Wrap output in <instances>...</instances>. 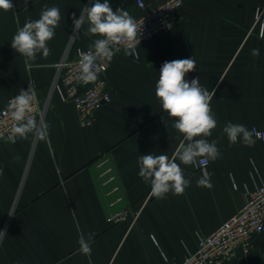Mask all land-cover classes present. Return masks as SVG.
<instances>
[{"label":"crops","instance_id":"1","mask_svg":"<svg viewBox=\"0 0 264 264\" xmlns=\"http://www.w3.org/2000/svg\"><path fill=\"white\" fill-rule=\"evenodd\" d=\"M143 1L148 10L165 0ZM11 2L13 9L0 10V107L20 89L34 87L46 136L0 142V231L6 233L0 235V264L180 262L264 184L263 145L254 136L251 146L230 144L223 132L228 122L264 129V12L258 17L264 0H182L168 33L140 45L137 58L114 56L106 73L112 100L89 127L81 125L73 104L61 101L54 84L60 64L95 39L84 28L74 33L72 20L92 0ZM109 3L134 19L146 11L136 0ZM44 5L58 7L61 21L47 45L51 54H37L26 65L11 40L18 27L40 18ZM255 48L258 57L251 54ZM192 56L196 70L185 79L199 78L215 91L210 106L217 127L206 139L217 142L221 155L204 170L181 165L190 186L183 195L157 199L138 175V158L171 157L183 137L161 108L155 85L165 61ZM205 172L211 188L197 186ZM89 233L95 235L86 255L78 240ZM250 244L249 253L239 247L226 264H264V232Z\"/></svg>","mask_w":264,"mask_h":264},{"label":"clouds","instance_id":"2","mask_svg":"<svg viewBox=\"0 0 264 264\" xmlns=\"http://www.w3.org/2000/svg\"><path fill=\"white\" fill-rule=\"evenodd\" d=\"M13 7L11 0H0V10L7 12ZM72 20L74 33H79L84 28V35L95 37L87 51L79 52V80L83 84L96 82L102 71V63L111 62L121 49L125 55L136 54L138 23L127 10L119 7L113 10L109 0H92L91 6L84 7L79 17L73 14ZM60 21V9L44 5L39 19L28 20L17 28L11 47L24 57L26 65L34 62L37 54L42 53L44 58L51 54L47 45L54 38ZM251 54L258 57L259 49H252ZM195 70L193 56L165 61L159 70L155 96L163 111L175 118L173 127L183 138L171 157L150 153L138 158V175L150 185L151 194L157 199H165L170 192L173 195H183L190 186L191 180L185 177L181 165L198 167L200 158L215 161L221 155L217 142L206 139L217 127V119L210 106L215 91L202 86L199 78L190 81L185 79L187 73ZM38 103L37 92L31 86L27 90L20 89L19 94L9 100L7 112L15 122L10 128L9 139H28L30 135L36 134L41 139L45 138L46 126H41L32 115ZM223 132L230 144L242 140L245 145L251 146L255 142L254 130L250 131L243 124L228 122ZM14 159L18 160L19 157ZM210 176L205 172L197 180V186L211 188ZM3 234L6 233L0 231V235ZM94 235L89 233L85 237L81 234L79 237L78 243L83 254H91Z\"/></svg>","mask_w":264,"mask_h":264},{"label":"built area","instance_id":"3","mask_svg":"<svg viewBox=\"0 0 264 264\" xmlns=\"http://www.w3.org/2000/svg\"><path fill=\"white\" fill-rule=\"evenodd\" d=\"M136 3L139 9L146 10L143 0H136ZM181 7L182 0H165L161 4L149 8L142 16L135 19L138 23V37L136 54L132 55L134 58L138 57L140 45L159 38L172 29L178 20ZM263 12L264 9L259 11L258 17ZM87 50H79L73 61H63L60 64V73L54 85V92L57 93L61 101L74 105L80 123L85 127L91 126L96 119L97 112L112 100V96L107 90L106 78L110 62L102 63V71L96 82L85 85L79 80V52ZM121 52H124L123 49ZM10 99L0 107V137H2L0 142H15L18 139L8 138L10 128L15 123L7 112ZM32 115L42 125L44 110L40 101L35 106ZM253 130L254 138L264 147V129L254 128ZM207 165L208 160L201 158L198 167L204 170ZM113 219L121 218L114 217ZM263 232L264 184L249 194L247 201L235 215L223 222L209 235L200 238L198 248L194 253L188 254L183 261L172 264H226L236 256V250L239 247L244 253H249L252 237Z\"/></svg>","mask_w":264,"mask_h":264},{"label":"water","instance_id":"4","mask_svg":"<svg viewBox=\"0 0 264 264\" xmlns=\"http://www.w3.org/2000/svg\"><path fill=\"white\" fill-rule=\"evenodd\" d=\"M55 85V84H54Z\"/></svg>","mask_w":264,"mask_h":264}]
</instances>
